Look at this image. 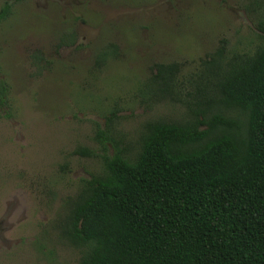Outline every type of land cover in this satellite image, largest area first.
I'll return each instance as SVG.
<instances>
[{"label":"rangeland","instance_id":"1","mask_svg":"<svg viewBox=\"0 0 264 264\" xmlns=\"http://www.w3.org/2000/svg\"><path fill=\"white\" fill-rule=\"evenodd\" d=\"M4 4L0 264H78L83 250L61 225L83 181L101 174L102 156L116 149L134 158L148 122L187 118L220 42L229 54L264 43V0ZM159 64L177 66L173 95L152 86Z\"/></svg>","mask_w":264,"mask_h":264},{"label":"trees","instance_id":"2","mask_svg":"<svg viewBox=\"0 0 264 264\" xmlns=\"http://www.w3.org/2000/svg\"><path fill=\"white\" fill-rule=\"evenodd\" d=\"M9 15L4 4L0 25ZM206 64L186 119L148 122L134 158L116 149L83 181L61 225L78 264H264V43L220 42ZM176 73L155 66L159 96Z\"/></svg>","mask_w":264,"mask_h":264}]
</instances>
